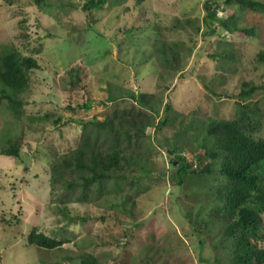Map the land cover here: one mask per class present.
<instances>
[{
	"label": "rangeland",
	"instance_id": "obj_1",
	"mask_svg": "<svg viewBox=\"0 0 264 264\" xmlns=\"http://www.w3.org/2000/svg\"><path fill=\"white\" fill-rule=\"evenodd\" d=\"M86 1L0 0V56L16 48L38 61L40 67L30 71V89L21 96L26 116L47 117L20 120L0 103V149L20 134L24 142L20 157L0 154V264H80L88 255L99 264H229L226 254L214 247L221 224L199 231L187 217L207 218L213 205L207 184L193 179L181 188L171 177L176 165L170 164L168 147H175L196 167L195 146L189 145L191 138L180 123L184 116L178 112L198 110L201 118L231 120L244 82L264 85V59L259 58L264 52V13L214 0L219 18L236 14L239 26L254 28L255 33H230L213 21L217 33L205 38L207 0H107L100 8H84ZM125 1L128 12L115 15L114 3ZM190 16L200 21L190 24ZM161 26L173 30L170 37L179 40L185 56L191 54L185 66L190 77L181 76L165 88L159 86V71L149 59ZM232 48L238 53L235 61L212 56ZM2 90L0 83V94ZM130 90L148 94L145 101L155 108V124L168 114L167 102L178 111L169 112L175 119L158 132L155 126L147 127V138L138 145L146 155L150 178L143 181L135 204L126 203L129 211L122 203L113 207L120 193L112 191L111 184L102 197L92 195L90 204L75 200L79 190L71 189L75 202L66 203L64 186L80 177L74 166L63 162L73 160L72 153L86 136L95 140L97 135L92 125L82 124L116 118L120 125L121 116L113 110L118 104L127 110L134 107L136 101L126 95ZM115 94L118 99L111 101L108 97ZM257 100L264 112V87L241 103ZM87 102L92 104L88 110L83 107ZM150 112L143 109L146 115ZM141 120L146 123L149 118ZM255 135L264 137V127ZM134 174L140 172L135 169ZM126 193L134 195L123 184L122 194ZM35 227L69 242L52 250L29 244L28 234ZM259 243L264 247V239Z\"/></svg>",
	"mask_w": 264,
	"mask_h": 264
},
{
	"label": "trees",
	"instance_id": "obj_2",
	"mask_svg": "<svg viewBox=\"0 0 264 264\" xmlns=\"http://www.w3.org/2000/svg\"><path fill=\"white\" fill-rule=\"evenodd\" d=\"M7 1L12 3L14 0ZM37 1L40 3L43 0ZM136 1L143 3L147 0ZM106 2L107 0H87L84 3V8H100ZM224 2L228 5L237 3L241 9L251 8L256 12L264 13V2L259 0H224ZM114 4L115 15L124 16L129 10L126 1ZM215 5L214 0H207L205 4L207 11L204 20L207 29L203 32L205 38L207 35L217 33V26L213 21H218L219 25L230 33L237 31L255 33L254 28L240 27L236 14L227 18H219V7H215ZM197 21L200 20L196 16H190L187 19L190 24H195ZM171 33L173 30L168 29L167 26L160 27L157 39L152 46L155 53H152L149 58L153 60L157 71H159V86L163 85L164 88L174 85L177 78L181 76L182 79L190 77L185 66L191 54L185 56L187 52L180 50L183 49L181 43L179 40H173L170 37ZM212 56L216 59L224 58L227 63L238 59V53L234 48L228 51L225 49L218 51ZM259 58L264 59V52L259 54ZM228 66L230 65L228 64ZM39 67L40 64L34 57L23 56L16 48L9 49L0 56V83L3 85L0 103L8 108L17 119H47V117H33L28 114L26 116L25 100L21 96L30 89V71ZM259 87H264V85L257 86L244 82L238 96L241 100L237 102V114L231 120H217L211 116L201 118L197 114L198 110L192 114L180 113L175 111L169 101L164 109L168 114L164 120H160L156 124L153 120L155 108L145 101L148 94L130 90L126 95L136 101L133 104L134 107L127 110L126 105L118 104L113 110L116 115L121 116L120 125H116V118L103 120L93 118L82 124L84 128L92 125V130H97V135L95 140L86 136L82 144L72 153L73 160H64L63 162L68 166H74L80 177L79 182L70 181L64 186L65 192L68 194L65 202L77 200L90 204V201L94 200L92 195L93 198L95 196L102 197L106 188L110 187L108 185L111 184V190L120 193L119 204L115 203L113 207L118 208L122 203L124 210L132 209H128L126 203L135 204V198L139 195L141 188H144L143 181L150 178L151 173V169L146 165V155L141 152L138 145L147 138V127L155 126V130L158 132L175 119L172 114L169 116V112L175 111L184 116V119L180 120L183 125L182 131L187 132L188 139L191 138L187 140L189 145L195 146L194 156L198 158L199 164L193 167V162L187 156L166 142L169 146V153L173 157L170 164L172 167L176 165L171 177L174 181L177 180V184L181 188L185 183L190 186L188 182L193 179L207 184L209 201L211 200L213 204L206 219L192 220L191 216L187 214L190 224H196L199 231H210L212 225L221 224L220 239L214 247L226 254V261L229 264H264V247L259 243L264 239V137L255 135L264 127V112L260 107L259 100L247 104L241 103L242 99H248ZM151 95L155 97V94ZM118 97L115 94L108 98L115 101ZM83 107L88 110L92 104L87 102ZM143 109L151 111L150 114H147L149 117L143 113ZM142 117L149 118V120L143 123ZM186 118L188 119L186 120ZM124 124L125 128H122L121 126ZM126 126L131 127L133 131L131 128L127 129ZM191 131L194 133L192 136L189 135ZM185 143H187L186 139ZM23 144V134H20L15 139H10L8 146L0 149V154L18 158L21 156ZM183 146L180 149H183ZM201 149L204 151L201 152ZM148 150L150 151V149ZM56 165L54 171H56ZM135 169L140 174L135 175ZM54 182L56 181L54 180ZM123 184L127 185L129 189H133L134 195L122 194ZM71 189L72 191L79 190L75 200L72 197ZM201 232L198 234L200 245L204 246L205 239L201 236ZM68 242L69 240L66 238L57 239L39 231L36 227L28 234L29 244L45 249H58ZM215 260L216 263L221 262L219 256H216ZM80 264L99 263L95 256L88 255L81 259ZM208 264L214 263L209 262Z\"/></svg>",
	"mask_w": 264,
	"mask_h": 264
}]
</instances>
